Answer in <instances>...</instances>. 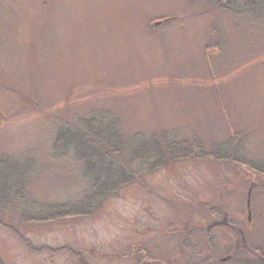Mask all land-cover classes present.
<instances>
[{"label":"rangeland","instance_id":"rangeland-1","mask_svg":"<svg viewBox=\"0 0 264 264\" xmlns=\"http://www.w3.org/2000/svg\"><path fill=\"white\" fill-rule=\"evenodd\" d=\"M239 12L208 0H0V160L31 170L24 201L0 208L5 264H80L78 254L96 264L114 251L119 260L128 241L140 243L132 228L174 223L178 263L208 264L205 204L219 174L211 160L148 175L92 216L30 222L86 195L87 165L54 142L99 109L120 119L133 147L177 135L207 151L244 148L247 162L264 165V4ZM222 166L220 176L257 175ZM245 200L246 191L231 208L240 223ZM252 213L256 245L264 241L260 192ZM185 228L195 231L191 241ZM158 242L152 253L174 256L172 237ZM214 252L226 255L221 243Z\"/></svg>","mask_w":264,"mask_h":264},{"label":"trees","instance_id":"trees-1","mask_svg":"<svg viewBox=\"0 0 264 264\" xmlns=\"http://www.w3.org/2000/svg\"><path fill=\"white\" fill-rule=\"evenodd\" d=\"M218 8L231 11L257 9L264 0H208ZM71 130L60 134L54 142L57 152L64 150L87 165L91 184L83 199L55 206L50 216L35 217L30 223L42 224L63 218L89 217L98 212L104 203L119 197L130 185L145 186V178L176 163L189 160L222 161L248 167L264 176V165L251 164L245 159V150L232 148L225 143L207 151L201 145L189 142L185 137H168L161 134L154 137L150 145L133 147L125 135L120 119L108 109H99L91 116L75 121ZM31 170L12 158L0 160V208L21 204L24 189L30 185ZM0 264H5L0 254Z\"/></svg>","mask_w":264,"mask_h":264},{"label":"flooded vegetation","instance_id":"flooded-vegetation-1","mask_svg":"<svg viewBox=\"0 0 264 264\" xmlns=\"http://www.w3.org/2000/svg\"><path fill=\"white\" fill-rule=\"evenodd\" d=\"M245 154V153H244ZM215 169L219 171L218 177H214L212 182H209L210 192L208 195L209 200L205 204V215L207 218L206 236H207V257L208 264H226L229 261H234V264H264V241H259L256 245L249 243V235L254 233L256 229V221L253 218V201L256 200V195L260 192L264 195V176L255 173L256 177H233L228 178L224 175L220 176L223 168L222 164H227L228 161L222 159V161H213ZM223 174V170H222ZM233 181H237L234 183ZM237 184L238 186H232ZM246 191V200L242 209V220L240 223L231 217V208L236 206L242 195ZM250 198L251 202V215L249 216V210L247 201ZM180 226L176 223L169 225L168 230H165L155 224H148L144 229L138 230L137 228L131 231V234L135 233L139 239V245H135L132 242H127V247L123 253L119 254V260L116 259V253L111 252L99 254L96 260V264H122V260H125V264H179L178 261L181 259L179 248L177 246L178 240L181 243L182 233ZM190 228V227H189ZM185 228L184 233L185 240L191 241L194 234V229ZM196 229L197 226H195ZM135 230V232H134ZM232 232L233 240L226 238L225 241L220 240V236ZM170 233V235H169ZM166 234L173 238L175 245L173 246V252L176 251L174 256L159 255L158 253H152L151 249L153 245H156L158 240L164 242ZM217 244L221 243L222 250L226 252L225 257L216 259L214 249ZM129 244V245H128ZM158 245V244H157ZM178 249V252H177ZM172 255V254H171ZM110 256V259H109ZM103 257V258H102ZM80 264H91L86 263L81 259V254H78ZM105 259V260H104ZM227 259V260H226ZM104 260V261H103ZM226 260V261H225ZM106 262V263H105ZM192 264H196L192 262Z\"/></svg>","mask_w":264,"mask_h":264},{"label":"water","instance_id":"water-1","mask_svg":"<svg viewBox=\"0 0 264 264\" xmlns=\"http://www.w3.org/2000/svg\"><path fill=\"white\" fill-rule=\"evenodd\" d=\"M250 205V201H248V206Z\"/></svg>","mask_w":264,"mask_h":264}]
</instances>
